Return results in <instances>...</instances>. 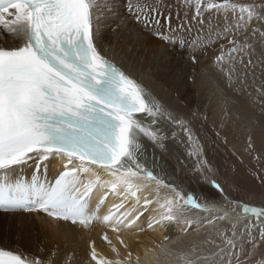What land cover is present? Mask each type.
<instances>
[{
    "label": "snow or ice",
    "instance_id": "1",
    "mask_svg": "<svg viewBox=\"0 0 264 264\" xmlns=\"http://www.w3.org/2000/svg\"><path fill=\"white\" fill-rule=\"evenodd\" d=\"M126 7L141 30L174 47L218 44L214 63L233 82L229 87L246 89L258 67L264 74V0H180L175 5L172 0H126ZM213 12L222 20L210 23L203 40L188 45L180 38L191 30L187 25L192 21L203 29L202 17ZM106 13L119 15L116 0H0V33L7 34L0 41V210L44 213L82 229L102 224L127 249L122 232L143 231L140 221L146 212L154 213L148 228L181 220L188 226L206 223L216 228L218 221H230L241 208L255 219H247L239 239L247 235L255 245L253 232H258L264 245V207L230 198L199 143L189 155L195 156V171L215 189L218 201L201 203L141 161L146 142L169 150L178 137L184 142L182 134L187 136L186 147L199 138L186 117L108 59L99 42ZM257 52L260 59L254 62ZM190 58L197 61L194 52ZM255 90L264 99V82ZM54 160V180L41 179L40 171L47 172ZM30 161L37 170L31 180L10 178V171ZM109 197L115 201L105 212ZM190 209L208 215L189 217ZM232 228L231 238L216 230L226 247L235 249V223ZM102 240L121 255L108 231ZM193 251L179 253L180 264H198V257L191 258ZM131 255L129 251L123 261H110L98 259L95 247L90 252L96 264H131ZM0 264L57 261L0 247Z\"/></svg>",
    "mask_w": 264,
    "mask_h": 264
},
{
    "label": "bare ground",
    "instance_id": "2",
    "mask_svg": "<svg viewBox=\"0 0 264 264\" xmlns=\"http://www.w3.org/2000/svg\"><path fill=\"white\" fill-rule=\"evenodd\" d=\"M172 2L175 5L180 0ZM125 6L126 0H116L119 15L106 13L101 20L99 42L108 59L124 69L132 79L170 110L186 117L191 123L194 137L199 138L198 141L194 139L190 147H186L187 136L182 134L184 142L178 137L169 146V150H161L159 146L146 142L141 161L146 162L147 167L156 174L174 179L187 191L194 193L201 203L218 201L220 197L215 189L208 187L195 171V156H190L189 153L194 152L199 143L204 157L214 169L220 168L221 171L231 174L234 170L217 154L221 146L231 143L236 150H240L241 155L246 154V144L264 149V99H261L255 90L264 82V74L258 67L255 78L249 76L246 89L229 87L233 82L227 80L226 75L222 74L214 63L218 44L206 41V49H182L162 43L157 38H152L148 30H141L125 12ZM183 10V7L179 9L181 15ZM176 11L174 7L173 18ZM202 19L203 29L195 21L187 25L191 29L188 32L193 33L195 40H203L210 23L215 24L221 21L222 17L213 12L210 15L205 14ZM6 35L0 33V41H3ZM9 43H12L10 38ZM193 52L197 56L196 62L190 58ZM253 59L258 62L259 52ZM213 125L221 130L219 142L214 137ZM32 168V164L23 165L22 171L20 167H16L10 171L9 176L13 180H31ZM49 169L52 173L57 172L55 160L49 164ZM230 198L236 197L230 195ZM239 200L245 203L242 199ZM114 201V197H109L107 205L104 206L105 212ZM237 212L236 210V213L231 215V220H226V223H229L232 230V223L236 224L238 244L241 241L239 233L243 231V225L247 219L255 218L251 217V214H244L241 208L240 212ZM153 215L152 212H146L142 217L140 225L144 228L143 231L133 229L130 232H122L125 243L128 244L125 249L114 240L111 230L105 229L102 224H97L91 229H82L70 221H57L41 213H0V247L29 257L38 255L55 259L57 264H96L90 257L92 247H95L98 259L110 261H123L130 251L131 264H137V257L139 264H180L178 254L192 249L194 251L191 258L198 257V264L246 262L244 259L248 253L239 255V247L231 249L226 245L222 248L208 247L209 245L204 247L203 244L200 246L211 230L206 223H193L188 226L181 220L148 228L147 223ZM207 215L208 213L198 209H190L188 213L189 217L203 218ZM186 227L188 230L183 231ZM104 231H108L113 237V243H116L121 254L119 257L112 252L111 246L102 240ZM165 236L169 239L165 240ZM249 250L251 251L250 248ZM168 255L174 258H168Z\"/></svg>",
    "mask_w": 264,
    "mask_h": 264
},
{
    "label": "rangeland",
    "instance_id": "3",
    "mask_svg": "<svg viewBox=\"0 0 264 264\" xmlns=\"http://www.w3.org/2000/svg\"><path fill=\"white\" fill-rule=\"evenodd\" d=\"M242 2H248V0H242ZM151 37L154 38L155 36L151 34ZM157 39L163 43L161 39ZM213 127L214 137L219 142L221 130L216 125H213ZM245 149L247 155H241L239 153L240 150H236L231 143H226L224 147L221 146L217 154L228 164L230 169L234 170V173L228 174L225 171H221L220 168H215V176L230 195L240 198L251 205L264 207V149H257L250 144H246ZM208 187L211 186L208 184ZM200 199L202 198L200 197ZM236 210L240 212V208ZM229 226L226 220L218 221L216 228L210 227L211 230L203 238L200 246L203 244L204 247L209 245L208 247L222 248L225 243L222 242V237L216 229H219L221 233L227 232V237L231 238L233 230ZM253 236L256 237L255 245H253L252 239L247 235H245V239L238 243L239 255L248 253V256L244 259L246 262H239V264H264V245L260 243L258 232H253ZM169 256L172 259L174 258L171 255H168V258Z\"/></svg>",
    "mask_w": 264,
    "mask_h": 264
}]
</instances>
